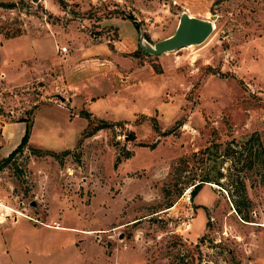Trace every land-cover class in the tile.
<instances>
[{"label":"rangeland","instance_id":"374dc122","mask_svg":"<svg viewBox=\"0 0 264 264\" xmlns=\"http://www.w3.org/2000/svg\"><path fill=\"white\" fill-rule=\"evenodd\" d=\"M181 11L201 43L137 46ZM254 132L264 0H0V264H264Z\"/></svg>","mask_w":264,"mask_h":264},{"label":"water","instance_id":"95a60500","mask_svg":"<svg viewBox=\"0 0 264 264\" xmlns=\"http://www.w3.org/2000/svg\"><path fill=\"white\" fill-rule=\"evenodd\" d=\"M216 16L212 13L209 18H201L181 11L172 33L150 43L143 38L140 30L137 46L145 53L160 54L188 44L201 43L212 31Z\"/></svg>","mask_w":264,"mask_h":264},{"label":"trees","instance_id":"16d2710c","mask_svg":"<svg viewBox=\"0 0 264 264\" xmlns=\"http://www.w3.org/2000/svg\"><path fill=\"white\" fill-rule=\"evenodd\" d=\"M132 24L135 28H138V22L134 19L131 20ZM99 126H94L93 129H91L88 133L93 132L96 128L100 127ZM30 127H31V123L28 121H24V129H23V133L20 136L19 141L17 142V144L8 152V154L6 156L3 157L2 162H6L8 161L10 158L13 157V155L22 150V148L27 145V139L29 136V132H30ZM255 142L257 147H252V144ZM238 145H233L230 146L229 143L226 146V151L225 153L228 154V156L230 157L231 162H234L235 160L240 159L242 156L243 158H250L249 159V163L252 162L257 165L260 166V169L262 171V175L264 176V132L260 135L257 134L256 132L252 133L246 140H244L242 143H236ZM29 147L31 150H38L35 147ZM45 152L47 153H51L53 154L52 150H45ZM259 163V165H258ZM231 181V178H230ZM199 183H194L192 185V189L191 194H194L197 186ZM181 191V187H178V189L175 191V195H179ZM172 200L168 201L166 206L171 205Z\"/></svg>","mask_w":264,"mask_h":264},{"label":"crops","instance_id":"0c3cea01","mask_svg":"<svg viewBox=\"0 0 264 264\" xmlns=\"http://www.w3.org/2000/svg\"><path fill=\"white\" fill-rule=\"evenodd\" d=\"M18 128H19V127H18ZM18 128H17V129H18ZM15 130H16V129H15ZM15 130H14V131H15ZM22 131H23V127L19 128V134H20V135H22V133H23ZM12 136H13V135H12ZM13 137H14V136H13ZM19 139H20V138H19ZM18 141H19V140H18ZM16 144H17V142H16ZM45 226L54 227V226H51V225H45ZM58 226H59L58 228H62V227H64V226H62V225H58ZM54 228H55V227H54ZM86 232H90V231H89V230H86ZM96 256H97V255H96ZM92 258H93V257H92Z\"/></svg>","mask_w":264,"mask_h":264},{"label":"built area","instance_id":"2783aa9c","mask_svg":"<svg viewBox=\"0 0 264 264\" xmlns=\"http://www.w3.org/2000/svg\"><path fill=\"white\" fill-rule=\"evenodd\" d=\"M57 49L60 51V52H64L66 50V47L64 45H60L57 47ZM53 224H56V223H53ZM116 264V263H115ZM119 264H128V263H119Z\"/></svg>","mask_w":264,"mask_h":264},{"label":"bare ground","instance_id":"6f19581e","mask_svg":"<svg viewBox=\"0 0 264 264\" xmlns=\"http://www.w3.org/2000/svg\"><path fill=\"white\" fill-rule=\"evenodd\" d=\"M215 186V185H214ZM20 214V213H19Z\"/></svg>","mask_w":264,"mask_h":264}]
</instances>
